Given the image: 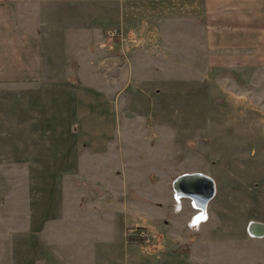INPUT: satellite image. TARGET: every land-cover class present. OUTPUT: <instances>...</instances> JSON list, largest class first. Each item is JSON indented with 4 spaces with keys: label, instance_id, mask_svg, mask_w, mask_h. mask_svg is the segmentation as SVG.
Wrapping results in <instances>:
<instances>
[{
    "label": "rangeland",
    "instance_id": "rangeland-1",
    "mask_svg": "<svg viewBox=\"0 0 264 264\" xmlns=\"http://www.w3.org/2000/svg\"><path fill=\"white\" fill-rule=\"evenodd\" d=\"M149 1L102 4L80 44L79 12L49 11L52 84L0 88V264H84L89 240L93 264H264V0ZM193 173L195 227L172 186Z\"/></svg>",
    "mask_w": 264,
    "mask_h": 264
},
{
    "label": "crops",
    "instance_id": "crops-1",
    "mask_svg": "<svg viewBox=\"0 0 264 264\" xmlns=\"http://www.w3.org/2000/svg\"><path fill=\"white\" fill-rule=\"evenodd\" d=\"M125 1L133 0H0V88L3 89L6 86L19 85L24 82L35 86L52 84L51 82L41 83L39 81L47 71L50 70V73L52 71V68L48 69L49 67H45V52L41 42L45 32L42 31V28L46 27L49 23L47 19L49 11L55 8L61 10L64 7L66 11L73 9L79 12V14L75 12L69 13L73 18L72 24L75 26L69 29L68 32L74 40H72L73 42L77 44L89 43L95 42V37L99 34L98 29L100 30L102 22L106 18V11L102 9L101 5L108 4L109 8H111L114 4L118 3L120 6L119 11L113 13L112 17L114 22H119L123 17L122 4ZM177 1L169 0V3L175 6L174 4ZM149 2L157 1L150 0ZM139 3H143V0H140ZM80 13H83V15ZM149 23L153 25V20ZM157 24L159 25V22ZM87 25L92 27V29H89ZM54 31L52 28L50 35H53ZM97 42H100V38H98ZM99 48L97 46L98 50ZM92 49V58H100V51H95L96 46H93ZM74 52V58L79 59L85 58L86 56L89 57L90 54V51L87 52L86 49L79 48V46ZM137 63L139 66L137 64L135 70L142 72L144 70L141 68L143 64ZM86 182L91 181L87 180ZM94 196L97 195L94 194ZM88 205L85 206L84 211L87 209L91 211L95 210L94 205ZM111 210L113 209L111 208ZM173 213L177 212L174 211ZM93 216H96L95 212ZM112 220L114 219L112 218ZM261 223L264 225V222ZM113 224L115 225L116 222L114 223L113 221ZM224 226L227 225L224 224ZM93 242L94 240L88 241L89 247L87 246V242H84L85 250L77 256L84 264H93V259L97 258L94 257V251L90 255L91 249H93ZM88 255L92 256V260L87 258ZM74 260L72 259L70 264H74Z\"/></svg>",
    "mask_w": 264,
    "mask_h": 264
},
{
    "label": "water",
    "instance_id": "water-1",
    "mask_svg": "<svg viewBox=\"0 0 264 264\" xmlns=\"http://www.w3.org/2000/svg\"><path fill=\"white\" fill-rule=\"evenodd\" d=\"M198 183L202 187L198 186ZM205 185L209 187L207 188V186ZM172 186L175 193L177 192V194H179L180 191L186 193L192 200L197 202L200 206H203V204L207 202V200L213 194L212 181L208 177L198 173L178 175L172 181ZM248 231H250L252 235L256 236L264 234V225L258 223H251L248 227Z\"/></svg>",
    "mask_w": 264,
    "mask_h": 264
},
{
    "label": "snow or ice",
    "instance_id": "snow-or-ice-1",
    "mask_svg": "<svg viewBox=\"0 0 264 264\" xmlns=\"http://www.w3.org/2000/svg\"><path fill=\"white\" fill-rule=\"evenodd\" d=\"M177 199H179V198L177 197ZM193 207H196V205L193 204ZM206 219H207V215L203 211H200L198 215L193 217L190 226H193V227L198 226V224L200 222H202V221H204Z\"/></svg>",
    "mask_w": 264,
    "mask_h": 264
},
{
    "label": "bare ground",
    "instance_id": "bare-ground-1",
    "mask_svg": "<svg viewBox=\"0 0 264 264\" xmlns=\"http://www.w3.org/2000/svg\"><path fill=\"white\" fill-rule=\"evenodd\" d=\"M202 182V181H201ZM198 186H200V187H202L199 183H198ZM203 186H204V184H203ZM205 186H207V185H205ZM209 186H207V188H208ZM175 196L176 197H178V198H180V197H188V195L186 194V193H184V192H182V191H180L179 192V194H177V192L175 193ZM211 200V199H210ZM180 201V200H179ZM192 202H193V204H195L196 205V207L199 209V211H201L202 209H203V206H200L197 202H195L194 200H192ZM199 214V213H198ZM250 232V231H249ZM251 233V232H250Z\"/></svg>",
    "mask_w": 264,
    "mask_h": 264
},
{
    "label": "clouds",
    "instance_id": "clouds-1",
    "mask_svg": "<svg viewBox=\"0 0 264 264\" xmlns=\"http://www.w3.org/2000/svg\"><path fill=\"white\" fill-rule=\"evenodd\" d=\"M177 210H179V206H177ZM201 211H203L206 214V209H202Z\"/></svg>",
    "mask_w": 264,
    "mask_h": 264
}]
</instances>
